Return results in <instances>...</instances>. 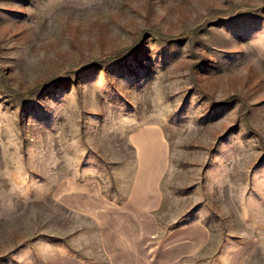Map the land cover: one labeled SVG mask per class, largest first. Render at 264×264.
Wrapping results in <instances>:
<instances>
[{
	"label": "rangeland",
	"instance_id": "1",
	"mask_svg": "<svg viewBox=\"0 0 264 264\" xmlns=\"http://www.w3.org/2000/svg\"><path fill=\"white\" fill-rule=\"evenodd\" d=\"M151 123L173 186L264 264V0H0V264L35 258V198L64 177L116 194Z\"/></svg>",
	"mask_w": 264,
	"mask_h": 264
},
{
	"label": "crops",
	"instance_id": "2",
	"mask_svg": "<svg viewBox=\"0 0 264 264\" xmlns=\"http://www.w3.org/2000/svg\"><path fill=\"white\" fill-rule=\"evenodd\" d=\"M119 146L124 153L107 171L118 193L109 194L97 176H67L52 185L45 199L35 198L49 207L35 230L37 246L29 249L35 258L13 264L254 262L253 238L220 237L185 184L183 191L173 186L172 145L161 125L136 126Z\"/></svg>",
	"mask_w": 264,
	"mask_h": 264
}]
</instances>
